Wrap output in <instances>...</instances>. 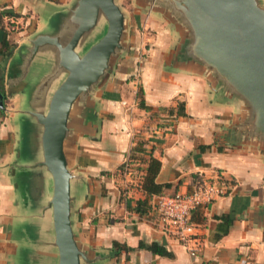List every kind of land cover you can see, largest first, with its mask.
<instances>
[{
    "label": "crops",
    "instance_id": "crops-1",
    "mask_svg": "<svg viewBox=\"0 0 264 264\" xmlns=\"http://www.w3.org/2000/svg\"><path fill=\"white\" fill-rule=\"evenodd\" d=\"M113 1L123 16L119 48L72 103L63 143L79 264H264L257 106L190 55L194 39L182 6ZM254 1L264 11V0ZM79 2L0 0V264L57 261L37 115L66 72L55 46L33 45L41 36L66 41ZM149 157L159 161L154 181L168 186L146 194L140 185ZM202 181H217L223 193L192 211L191 256L161 232L153 199Z\"/></svg>",
    "mask_w": 264,
    "mask_h": 264
},
{
    "label": "water",
    "instance_id": "water-1",
    "mask_svg": "<svg viewBox=\"0 0 264 264\" xmlns=\"http://www.w3.org/2000/svg\"><path fill=\"white\" fill-rule=\"evenodd\" d=\"M165 1L186 10L194 39L189 46L190 55L218 70L243 97L257 106L260 128L264 131V11L254 0ZM79 4V19L66 41L41 36L33 45L34 51L42 42L55 46L57 67L66 72L51 92L45 112L37 115L42 127L41 164L50 177L47 205L56 264H79L81 257L70 224V173L63 150L68 113L76 98L108 69L110 58L119 48L123 29L122 13L113 0H80ZM101 16L106 21L104 34L79 53ZM52 79L53 72L44 84L48 85Z\"/></svg>",
    "mask_w": 264,
    "mask_h": 264
},
{
    "label": "built area",
    "instance_id": "built-area-1",
    "mask_svg": "<svg viewBox=\"0 0 264 264\" xmlns=\"http://www.w3.org/2000/svg\"><path fill=\"white\" fill-rule=\"evenodd\" d=\"M130 161L122 165L123 174L129 175ZM223 193L217 181H202L187 192L160 193L153 199L161 232L175 238L192 256L195 254L194 226L190 220L194 209L204 206Z\"/></svg>",
    "mask_w": 264,
    "mask_h": 264
},
{
    "label": "trees",
    "instance_id": "trees-1",
    "mask_svg": "<svg viewBox=\"0 0 264 264\" xmlns=\"http://www.w3.org/2000/svg\"><path fill=\"white\" fill-rule=\"evenodd\" d=\"M133 151H137L136 148H132ZM159 168V161L156 160L153 157H149L147 160V165L145 169V174L142 178L141 182V189L146 193V194H151V193H158L162 187H167L168 184H158L154 181L155 175L158 171ZM156 251L160 253H164L162 250L159 248L156 249Z\"/></svg>",
    "mask_w": 264,
    "mask_h": 264
},
{
    "label": "rangeland",
    "instance_id": "rangeland-1",
    "mask_svg": "<svg viewBox=\"0 0 264 264\" xmlns=\"http://www.w3.org/2000/svg\"><path fill=\"white\" fill-rule=\"evenodd\" d=\"M105 30H106V21L104 17L101 16L96 20L94 27L90 29V32L85 38L86 41L83 45V49L79 51V53H81L82 51H86L89 47H91L94 43H96L104 34Z\"/></svg>",
    "mask_w": 264,
    "mask_h": 264
}]
</instances>
